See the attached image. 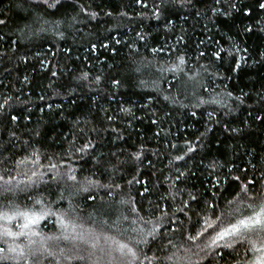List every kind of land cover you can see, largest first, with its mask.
Listing matches in <instances>:
<instances>
[{
    "label": "trees",
    "instance_id": "trees-1",
    "mask_svg": "<svg viewBox=\"0 0 264 264\" xmlns=\"http://www.w3.org/2000/svg\"><path fill=\"white\" fill-rule=\"evenodd\" d=\"M261 3L0 0V264L252 261Z\"/></svg>",
    "mask_w": 264,
    "mask_h": 264
},
{
    "label": "snow or ice",
    "instance_id": "snow-or-ice-1",
    "mask_svg": "<svg viewBox=\"0 0 264 264\" xmlns=\"http://www.w3.org/2000/svg\"><path fill=\"white\" fill-rule=\"evenodd\" d=\"M44 3H47V0H43ZM59 0H56V3H58ZM48 7H55V3L48 4ZM261 8H264V3L260 4ZM0 23H4V21H0ZM20 215H23L28 223L23 225V227H28V224H36L39 219H42V216H37L36 214H32L31 216L28 213H21ZM7 219H12V217L8 216ZM212 225H209L211 227ZM260 228L264 230V205L260 206V209L258 212H255L252 216L244 217L243 219L238 220L234 224H230L228 228L222 229L220 233L217 234V239H223L224 236L227 235H237L242 230L249 231L253 228ZM6 235H13L11 232L6 231ZM213 243H215V240H213ZM123 247V246H121ZM3 249H0V252H2ZM10 251H15V249H10ZM129 254L133 257L135 256V253H132L131 249L128 250ZM22 255V253H21ZM255 264H264V257H261L259 260L255 262Z\"/></svg>",
    "mask_w": 264,
    "mask_h": 264
},
{
    "label": "rangeland",
    "instance_id": "rangeland-1",
    "mask_svg": "<svg viewBox=\"0 0 264 264\" xmlns=\"http://www.w3.org/2000/svg\"><path fill=\"white\" fill-rule=\"evenodd\" d=\"M257 250L258 252H254L253 254V260L246 264H255L257 260H259L261 257H264V247L258 248Z\"/></svg>",
    "mask_w": 264,
    "mask_h": 264
}]
</instances>
